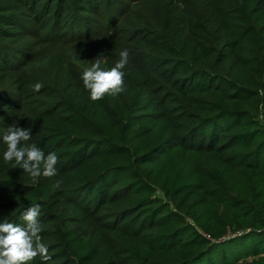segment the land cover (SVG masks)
<instances>
[{
  "label": "trees",
  "instance_id": "16d2710c",
  "mask_svg": "<svg viewBox=\"0 0 264 264\" xmlns=\"http://www.w3.org/2000/svg\"><path fill=\"white\" fill-rule=\"evenodd\" d=\"M96 2L24 3L66 41ZM152 3L156 27L133 40L154 51L128 62L123 92L93 101L70 73L80 57L113 68V38L27 67L45 79V101L12 121L32 129L18 147L59 157L50 178L13 168L0 124V223L26 227L23 212L39 204L51 256L27 264H264V0H195L183 17ZM13 18L0 6V36ZM5 84L1 96L18 92Z\"/></svg>",
  "mask_w": 264,
  "mask_h": 264
},
{
  "label": "rangeland",
  "instance_id": "374dc122",
  "mask_svg": "<svg viewBox=\"0 0 264 264\" xmlns=\"http://www.w3.org/2000/svg\"><path fill=\"white\" fill-rule=\"evenodd\" d=\"M25 1L0 0V6L6 13L15 16L12 23L14 25L0 36V80L6 82V86L18 89L15 94L11 93L10 88L7 89L6 98L0 95V124L6 128L12 126L14 119L26 116L28 119V115L45 101L41 95L42 90L36 91L34 87L37 83L43 87L45 79L36 70H28L27 67L32 61L41 60L52 50L71 49L87 42L103 47L106 39L113 38L119 46V53L128 50V62L135 65L141 64L140 56L143 53L154 51L133 40L143 33L141 32L143 28L156 27L158 16L154 14L153 0H143L142 4L140 1L133 3L122 0L121 4L115 5L98 0L92 4V10L87 8L83 12L80 10L76 12L74 32L80 34L75 36L76 38L68 36L66 41L50 39L52 25H48L46 19L32 18ZM194 1L169 0V3L172 12L183 17L188 12V6ZM70 13L72 14L73 10H70ZM86 26L89 27V31ZM97 59L93 61L86 57L72 59L69 63L71 75L83 82L82 74L91 68Z\"/></svg>",
  "mask_w": 264,
  "mask_h": 264
},
{
  "label": "clouds",
  "instance_id": "9594fccd",
  "mask_svg": "<svg viewBox=\"0 0 264 264\" xmlns=\"http://www.w3.org/2000/svg\"><path fill=\"white\" fill-rule=\"evenodd\" d=\"M119 60L110 70H103L100 67V60L97 59L91 68L84 71L82 80L84 86L90 90V98L93 101L100 100L106 93L113 95L125 90V76L123 71L128 64L129 52L123 50L119 53ZM35 90L39 91L42 85L37 83ZM32 129L19 127L13 124L7 128L3 135V143L7 150L3 154L6 162L14 161V167L23 169L32 178L41 175L53 177L57 174L59 157L55 152H45L35 145L18 147L22 142L31 139ZM41 207L35 204L23 212L21 220L26 227L14 223H0V264H27L38 255L42 261L51 259L48 248L42 243L40 235Z\"/></svg>",
  "mask_w": 264,
  "mask_h": 264
}]
</instances>
